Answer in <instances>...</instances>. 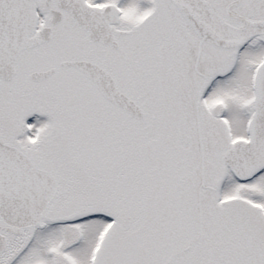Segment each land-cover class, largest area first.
Masks as SVG:
<instances>
[{
    "label": "snow or ice",
    "instance_id": "obj_1",
    "mask_svg": "<svg viewBox=\"0 0 264 264\" xmlns=\"http://www.w3.org/2000/svg\"><path fill=\"white\" fill-rule=\"evenodd\" d=\"M0 264H264V0H0Z\"/></svg>",
    "mask_w": 264,
    "mask_h": 264
}]
</instances>
